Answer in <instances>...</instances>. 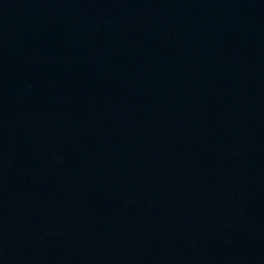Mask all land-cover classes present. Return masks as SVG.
Masks as SVG:
<instances>
[{
	"label": "water",
	"instance_id": "obj_1",
	"mask_svg": "<svg viewBox=\"0 0 264 264\" xmlns=\"http://www.w3.org/2000/svg\"><path fill=\"white\" fill-rule=\"evenodd\" d=\"M0 264H264V0H0Z\"/></svg>",
	"mask_w": 264,
	"mask_h": 264
}]
</instances>
